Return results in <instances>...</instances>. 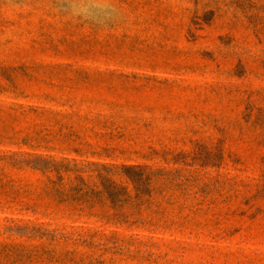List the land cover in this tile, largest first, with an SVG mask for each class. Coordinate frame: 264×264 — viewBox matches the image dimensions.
<instances>
[{
    "label": "rangeland",
    "instance_id": "rangeland-1",
    "mask_svg": "<svg viewBox=\"0 0 264 264\" xmlns=\"http://www.w3.org/2000/svg\"><path fill=\"white\" fill-rule=\"evenodd\" d=\"M36 156L153 182L74 209ZM25 223L72 233L49 264H264V0H0V258Z\"/></svg>",
    "mask_w": 264,
    "mask_h": 264
},
{
    "label": "trees",
    "instance_id": "trees-1",
    "mask_svg": "<svg viewBox=\"0 0 264 264\" xmlns=\"http://www.w3.org/2000/svg\"><path fill=\"white\" fill-rule=\"evenodd\" d=\"M28 162H31V166L36 167L41 171L48 173L54 172L57 174L60 185H56L54 189L56 192L55 194L58 200L68 204V206H72L74 209H76V203H79L81 206L83 204H90V195L98 197L104 196L105 200L108 201V205L118 211V214L122 216L124 209L131 206V202H138L141 200L140 195L143 193V188L145 186H151V183L153 182L151 179L152 172H147L146 167L139 165L122 166L125 170L132 172L127 173L126 171L127 180L137 193L134 197H131L128 193L127 186H122L111 178V167L107 168L104 173L99 172L95 175V179L97 180L96 185V183H92L83 176L82 170H76V164L71 168L69 167V162L64 164L62 161H56L52 158L47 159L43 156H36L32 160L28 159ZM67 171L75 173L72 180L76 181L81 186L77 192L78 198H76L75 188H65V184L61 183L64 178L69 177H65V172ZM76 172H78L77 175ZM89 185H91V187ZM84 188L87 189L86 192H83ZM97 200L98 201L95 202L93 201V203L95 204L97 202L101 207L107 205L104 200H100V198H97ZM94 204H91V206H94ZM44 225L47 224L39 223L30 225L25 223L21 226H17L15 230L14 226L4 227L3 229L6 233H10L14 230V233L44 238L45 241L36 245L4 243L2 245V250L5 251L6 256L4 259L0 258V263L49 264L54 257L58 258L62 255L74 253V250L64 251L63 253L59 250L60 243H64V246L69 245V235L72 233L66 232L62 227L50 229ZM34 253H38V256L36 257L37 259L32 258V254ZM11 254H16V257L12 260L7 257V255L10 256ZM63 260L64 258L56 259V261ZM68 261L74 263L75 259L71 257Z\"/></svg>",
    "mask_w": 264,
    "mask_h": 264
}]
</instances>
